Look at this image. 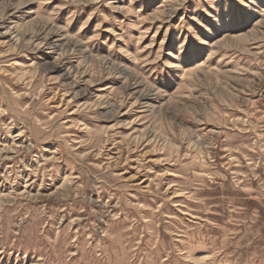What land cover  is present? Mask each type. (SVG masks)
Wrapping results in <instances>:
<instances>
[{"label":"rangeland","instance_id":"1","mask_svg":"<svg viewBox=\"0 0 264 264\" xmlns=\"http://www.w3.org/2000/svg\"><path fill=\"white\" fill-rule=\"evenodd\" d=\"M0 264H264V0H0Z\"/></svg>","mask_w":264,"mask_h":264}]
</instances>
